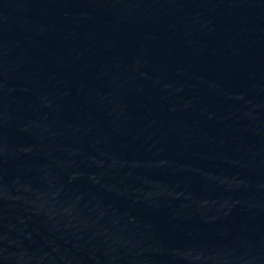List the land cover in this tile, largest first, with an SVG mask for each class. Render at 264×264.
<instances>
[{
  "label": "water",
  "instance_id": "95a60500",
  "mask_svg": "<svg viewBox=\"0 0 264 264\" xmlns=\"http://www.w3.org/2000/svg\"><path fill=\"white\" fill-rule=\"evenodd\" d=\"M0 264H264V0H0Z\"/></svg>",
  "mask_w": 264,
  "mask_h": 264
}]
</instances>
